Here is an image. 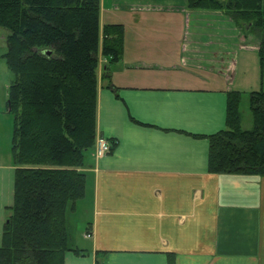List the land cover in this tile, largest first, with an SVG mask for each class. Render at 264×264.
I'll return each mask as SVG.
<instances>
[{
    "label": "crops",
    "instance_id": "1",
    "mask_svg": "<svg viewBox=\"0 0 264 264\" xmlns=\"http://www.w3.org/2000/svg\"><path fill=\"white\" fill-rule=\"evenodd\" d=\"M110 24L124 26V52L107 72L100 53L96 137L115 147L80 169L90 216L75 237L67 220L81 252L65 264H169L170 253L174 264H264V177L209 171L228 94L241 93L242 122L245 95L261 86L259 40L187 0H101V30ZM9 114L0 112V246L14 203Z\"/></svg>",
    "mask_w": 264,
    "mask_h": 264
},
{
    "label": "trees",
    "instance_id": "2",
    "mask_svg": "<svg viewBox=\"0 0 264 264\" xmlns=\"http://www.w3.org/2000/svg\"><path fill=\"white\" fill-rule=\"evenodd\" d=\"M187 5L221 11L250 32L260 31L261 89L249 100L254 126L242 128V96L230 92L226 129L209 136V171L264 177V0ZM100 7L101 0H0V28L9 32L5 57L15 76L8 109L16 166L0 264H65L68 251L81 252L70 244L67 216L86 196L87 174L80 169L96 148L100 53L108 59L107 72L124 52V26L101 30Z\"/></svg>",
    "mask_w": 264,
    "mask_h": 264
},
{
    "label": "rangeland",
    "instance_id": "3",
    "mask_svg": "<svg viewBox=\"0 0 264 264\" xmlns=\"http://www.w3.org/2000/svg\"><path fill=\"white\" fill-rule=\"evenodd\" d=\"M241 28H242V32L244 35L246 34L251 35L252 37L251 39L254 40L255 42L259 40V52H260V39H261L260 31L250 32L249 25L246 23H244ZM8 34H9L8 30L4 28H0V112L2 114H4L6 111H9L8 109V87L15 79L13 72L10 71V69L7 66L6 57H5V54L7 52L6 37ZM259 76H261V74ZM252 77H254L253 73H252ZM258 81L259 79L257 77V84L261 82V80L259 82ZM258 88L260 89L261 86H259ZM9 115H10V119H9V122L7 121L6 125L9 126V128L13 129L14 115L11 112ZM9 115L7 117H9ZM3 117H6V116H3ZM242 127L246 130H251L253 128V120H252V114L250 110L248 95L247 96L245 95L243 104H242ZM106 154H103L101 156H96L95 150L93 152V155L96 158L103 157ZM89 155H90V152L87 153V157H89ZM80 205H81V202H79V209L77 210V212L71 213L70 210L68 211L67 220L69 219V223H70L69 232L73 237H75L76 231L80 227L82 226L84 227V224H87L88 218L90 216L89 214L90 210H89L88 205L86 206V208H82V206Z\"/></svg>",
    "mask_w": 264,
    "mask_h": 264
},
{
    "label": "built area",
    "instance_id": "4",
    "mask_svg": "<svg viewBox=\"0 0 264 264\" xmlns=\"http://www.w3.org/2000/svg\"><path fill=\"white\" fill-rule=\"evenodd\" d=\"M111 151L110 142L102 136L97 137L95 155L101 156Z\"/></svg>",
    "mask_w": 264,
    "mask_h": 264
},
{
    "label": "water",
    "instance_id": "5",
    "mask_svg": "<svg viewBox=\"0 0 264 264\" xmlns=\"http://www.w3.org/2000/svg\"><path fill=\"white\" fill-rule=\"evenodd\" d=\"M44 53H45V55L50 56L51 51L50 50H46Z\"/></svg>",
    "mask_w": 264,
    "mask_h": 264
}]
</instances>
